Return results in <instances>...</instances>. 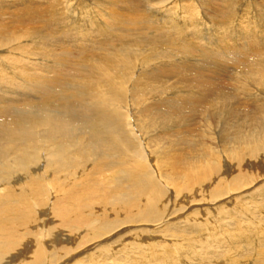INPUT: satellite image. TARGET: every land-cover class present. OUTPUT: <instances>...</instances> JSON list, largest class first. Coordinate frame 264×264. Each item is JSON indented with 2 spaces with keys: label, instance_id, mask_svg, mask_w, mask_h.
Masks as SVG:
<instances>
[{
  "label": "bare ground",
  "instance_id": "6f19581e",
  "mask_svg": "<svg viewBox=\"0 0 264 264\" xmlns=\"http://www.w3.org/2000/svg\"><path fill=\"white\" fill-rule=\"evenodd\" d=\"M259 1L0 0V264H264Z\"/></svg>",
  "mask_w": 264,
  "mask_h": 264
},
{
  "label": "rangeland",
  "instance_id": "374dc122",
  "mask_svg": "<svg viewBox=\"0 0 264 264\" xmlns=\"http://www.w3.org/2000/svg\"><path fill=\"white\" fill-rule=\"evenodd\" d=\"M259 1V0H258ZM260 2V1H259ZM247 50H249V48H247ZM231 249V248H230ZM220 249H218V251H219ZM193 263V262H192ZM191 262H190V264H192ZM193 264H195V263H193Z\"/></svg>",
  "mask_w": 264,
  "mask_h": 264
}]
</instances>
